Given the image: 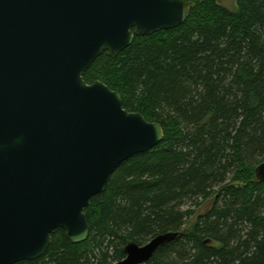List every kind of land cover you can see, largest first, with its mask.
I'll use <instances>...</instances> for the list:
<instances>
[{"label": "trees", "instance_id": "obj_1", "mask_svg": "<svg viewBox=\"0 0 264 264\" xmlns=\"http://www.w3.org/2000/svg\"><path fill=\"white\" fill-rule=\"evenodd\" d=\"M184 1L183 25L135 36L83 75L159 123L162 142L121 163L92 198L86 241L56 229L44 255L17 264H116L127 244L169 233L144 264H264V183L254 174L264 162V0H236L235 11Z\"/></svg>", "mask_w": 264, "mask_h": 264}, {"label": "water", "instance_id": "obj_2", "mask_svg": "<svg viewBox=\"0 0 264 264\" xmlns=\"http://www.w3.org/2000/svg\"><path fill=\"white\" fill-rule=\"evenodd\" d=\"M189 15L184 0H0V264L38 259L59 228L86 241L92 198L121 163L162 142L159 123L83 75L102 53L115 58ZM254 174L264 183V162ZM175 237L129 243L116 264H144Z\"/></svg>", "mask_w": 264, "mask_h": 264}, {"label": "rangeland", "instance_id": "obj_3", "mask_svg": "<svg viewBox=\"0 0 264 264\" xmlns=\"http://www.w3.org/2000/svg\"><path fill=\"white\" fill-rule=\"evenodd\" d=\"M215 1L218 4L228 8L231 11H235L236 10V0H215ZM185 209H187V208H185ZM205 209L206 208L203 207L201 209L196 210V214L195 215L203 213L205 211ZM188 221H189V223H191L192 222V218H189Z\"/></svg>", "mask_w": 264, "mask_h": 264}]
</instances>
